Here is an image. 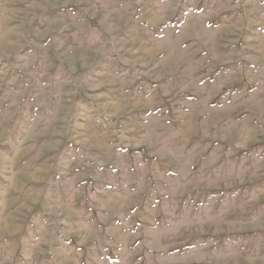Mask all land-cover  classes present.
Returning a JSON list of instances; mask_svg holds the SVG:
<instances>
[{"label": "rangeland", "instance_id": "obj_1", "mask_svg": "<svg viewBox=\"0 0 264 264\" xmlns=\"http://www.w3.org/2000/svg\"><path fill=\"white\" fill-rule=\"evenodd\" d=\"M0 264H264V0H0Z\"/></svg>", "mask_w": 264, "mask_h": 264}, {"label": "crops", "instance_id": "obj_2", "mask_svg": "<svg viewBox=\"0 0 264 264\" xmlns=\"http://www.w3.org/2000/svg\"><path fill=\"white\" fill-rule=\"evenodd\" d=\"M56 61H57V65H58L59 67H61V66H62V63H60L58 59H56ZM76 61H77V62H76L75 64H79L80 60H78V56H77ZM58 62H59V63H58ZM79 68H80V67H78V65H77V67H76V72L78 71ZM81 68H82V69H81L82 71H88L89 66L84 67V68H83V66H82ZM61 81H62L61 79H58V84H62ZM24 82H25V81H24ZM24 82H23V83H24ZM85 82H86V84L89 83V81H85ZM27 85H28V84H27Z\"/></svg>", "mask_w": 264, "mask_h": 264}]
</instances>
